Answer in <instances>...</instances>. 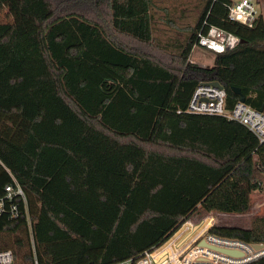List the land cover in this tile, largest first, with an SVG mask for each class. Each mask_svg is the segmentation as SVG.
<instances>
[{"label":"trees","instance_id":"1","mask_svg":"<svg viewBox=\"0 0 264 264\" xmlns=\"http://www.w3.org/2000/svg\"><path fill=\"white\" fill-rule=\"evenodd\" d=\"M155 1L0 0V198L14 182L27 196L14 200L18 217L0 215V250L18 264H35L32 241L38 264L126 260L163 245L199 206L211 212L198 211L195 231L212 217L214 234L264 242V216L214 225L254 214L264 142L186 111L202 81L220 82L229 109L233 87L264 107V13L249 26L229 18L233 0H206L187 35L163 44ZM205 22L241 41L213 66L189 60Z\"/></svg>","mask_w":264,"mask_h":264},{"label":"built area","instance_id":"2","mask_svg":"<svg viewBox=\"0 0 264 264\" xmlns=\"http://www.w3.org/2000/svg\"><path fill=\"white\" fill-rule=\"evenodd\" d=\"M261 5H263L262 0H233L228 6L229 18L252 26L263 14L260 10ZM239 42L240 39L234 33L217 25H207L205 22L198 32L196 46L207 48L218 54L234 49ZM211 82L202 81L197 85L186 111L195 114L219 115L240 122L257 136L260 143H263L264 109L261 111L240 100L233 108L229 109L226 90ZM5 193V197L0 198V215L8 212L11 217H18L21 211L19 204L14 200L18 199L24 205L27 204L24 189L14 182L6 186ZM7 200L11 202L8 206ZM212 226L203 230L198 228L195 231L197 225L190 224V228L184 230L177 237L172 248L162 249L165 243L173 237L157 249L145 251L138 256L112 264H250L264 259V242L252 243L238 238L217 235L210 231ZM181 227L180 229L183 228ZM192 231H195L194 237L187 239L186 235ZM32 246L34 263L38 264L33 241ZM228 251L239 254H230ZM14 263L15 256L12 250H0V264Z\"/></svg>","mask_w":264,"mask_h":264},{"label":"rangeland","instance_id":"3","mask_svg":"<svg viewBox=\"0 0 264 264\" xmlns=\"http://www.w3.org/2000/svg\"><path fill=\"white\" fill-rule=\"evenodd\" d=\"M205 2L206 0H156L154 7L151 9L153 16L152 25L154 38L163 44H170L178 39H183L187 35L188 28L195 25ZM260 10L264 13L263 5H261ZM4 14L5 13L2 12L0 17L4 16ZM216 57L217 54L214 51L201 46H194L189 60L192 63L201 66H213L215 64ZM260 177L264 183V173H261ZM253 208L255 209L254 214L250 217L246 216L241 218L240 222H233L235 219L233 220L232 217H229L227 220L222 222L218 221V223L214 225L251 228L260 217L264 216V187L262 190L256 191L251 195L250 208L248 210H252ZM200 210L205 211V213L211 212L206 211L202 206H199L197 211L189 218L187 222L192 225H197L196 222H194V217L198 211L200 212ZM242 213L244 214V212ZM187 222L184 227L187 224L189 227L185 228V230L190 228V224ZM182 229H180V231ZM178 231L174 236H172L173 238L165 243L163 249L170 246L172 248V244L177 239V237H179L177 236ZM194 233L195 232H190L188 238L192 239L194 237ZM14 264H18V261H15Z\"/></svg>","mask_w":264,"mask_h":264},{"label":"water","instance_id":"4","mask_svg":"<svg viewBox=\"0 0 264 264\" xmlns=\"http://www.w3.org/2000/svg\"><path fill=\"white\" fill-rule=\"evenodd\" d=\"M241 42V41H240ZM213 85H216V86H219V87H223L220 82L218 81H212L211 82ZM233 90L240 95V101L244 102L245 101V97L243 94H241V90L240 88L238 87H233ZM264 109V107H261L260 110L262 111ZM230 214V213H228ZM230 254H234V255H238L239 253L238 252H234V251H228ZM90 264H93V263H90Z\"/></svg>","mask_w":264,"mask_h":264},{"label":"crops","instance_id":"5","mask_svg":"<svg viewBox=\"0 0 264 264\" xmlns=\"http://www.w3.org/2000/svg\"><path fill=\"white\" fill-rule=\"evenodd\" d=\"M196 46V45H195ZM211 219H212V221H211V224H210V226L212 225V223H213V218L212 217H210Z\"/></svg>","mask_w":264,"mask_h":264},{"label":"bare ground","instance_id":"6","mask_svg":"<svg viewBox=\"0 0 264 264\" xmlns=\"http://www.w3.org/2000/svg\"><path fill=\"white\" fill-rule=\"evenodd\" d=\"M171 247V246H170Z\"/></svg>","mask_w":264,"mask_h":264}]
</instances>
